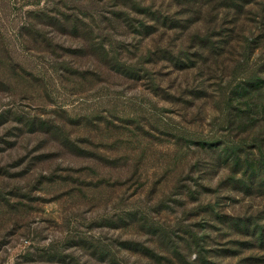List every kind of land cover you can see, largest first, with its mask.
Listing matches in <instances>:
<instances>
[{
	"label": "rangeland",
	"instance_id": "rangeland-1",
	"mask_svg": "<svg viewBox=\"0 0 264 264\" xmlns=\"http://www.w3.org/2000/svg\"><path fill=\"white\" fill-rule=\"evenodd\" d=\"M181 1L0 0V264H264V36Z\"/></svg>",
	"mask_w": 264,
	"mask_h": 264
},
{
	"label": "trees",
	"instance_id": "trees-1",
	"mask_svg": "<svg viewBox=\"0 0 264 264\" xmlns=\"http://www.w3.org/2000/svg\"><path fill=\"white\" fill-rule=\"evenodd\" d=\"M178 6L182 8L184 11V14H187L189 16H196V19L194 22L190 21L188 22V28L189 26H193L194 29L196 28L197 22L203 17L204 14L207 13V11L210 14H213L214 12H218L219 10H223L224 13L217 16L216 14L213 16V19L211 22L206 26V30L203 34H198V41L192 40V46L193 42H195V45L191 47L192 49H196L194 57L190 56V52H188L189 59H195L197 56H203L204 53H209L211 56L218 58L221 56L219 53V50L223 48L225 45H231L232 43H236L237 45L241 41L240 36H244L246 33H250L255 28H258L260 30L259 38L262 39L264 36V0H183L181 1ZM242 16H246L248 18V21L253 24V27H248L247 29H241L238 27L239 22L241 20ZM159 17L154 15V20L159 22ZM166 18L165 16H163ZM212 17V16H211ZM219 17L221 19H219ZM229 18V19H227ZM228 23L232 24V30L230 31L229 28H224ZM163 26H166L164 24ZM224 28V29H223ZM219 32L218 36H221V45H219V49L217 46H215V42L213 41V36L215 32ZM242 33V35H240ZM253 34V32H252ZM245 39H249L248 37H245ZM249 42V41H247ZM254 41L250 39V43H253ZM200 50V53H197ZM251 52V49H250ZM250 55V54H249ZM241 119V118H239ZM240 147H235L234 153L230 156L227 155L224 157V162H228V160L232 161V163L236 166L243 165L251 168L250 170H260L262 171L260 178L261 182L260 185L264 187V159L262 155L258 154V156L253 154L252 159H240L239 156V150ZM229 158V159H228ZM244 223L242 226L241 224ZM237 228L239 230L249 232L251 225H248L247 221H242ZM252 232L254 233L252 238V242L254 246L260 250H264V233L262 230H259L258 227H253ZM258 234H260L258 236Z\"/></svg>",
	"mask_w": 264,
	"mask_h": 264
}]
</instances>
